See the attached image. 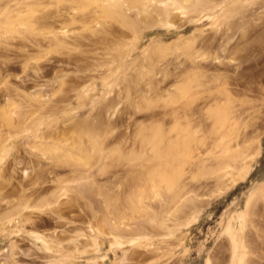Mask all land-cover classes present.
I'll return each mask as SVG.
<instances>
[{
  "label": "rangeland",
  "instance_id": "1",
  "mask_svg": "<svg viewBox=\"0 0 264 264\" xmlns=\"http://www.w3.org/2000/svg\"><path fill=\"white\" fill-rule=\"evenodd\" d=\"M0 264H264V0H0Z\"/></svg>",
  "mask_w": 264,
  "mask_h": 264
},
{
  "label": "bare ground",
  "instance_id": "2",
  "mask_svg": "<svg viewBox=\"0 0 264 264\" xmlns=\"http://www.w3.org/2000/svg\"><path fill=\"white\" fill-rule=\"evenodd\" d=\"M175 8L180 9L181 13H185V11L182 10V8H183L182 5H178ZM159 11L160 12H159V14H157V16H155V15L152 16L151 14H146V15H144L143 19L147 18L148 22L151 19L156 24L161 22V23H164V24H171L172 25V24H174L176 22V17L170 12L169 8L164 7L162 9H160ZM119 32L122 33V34L126 33V31H122V30H120Z\"/></svg>",
  "mask_w": 264,
  "mask_h": 264
}]
</instances>
